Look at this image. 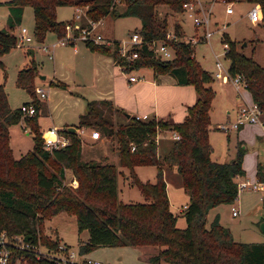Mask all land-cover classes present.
Instances as JSON below:
<instances>
[{"label": "trees", "instance_id": "trees-1", "mask_svg": "<svg viewBox=\"0 0 264 264\" xmlns=\"http://www.w3.org/2000/svg\"><path fill=\"white\" fill-rule=\"evenodd\" d=\"M184 1L0 0V4L4 3L18 13L21 6L31 8L32 34L37 42L46 32H53L56 37L64 34L67 22L56 19L58 6L82 9L80 20L72 24L74 34L89 27V21L110 14L112 17H135L138 27L127 34L137 31L148 41L162 40L168 29L166 16L159 17L156 6L165 5L172 12L180 13ZM243 1L258 6L260 24L264 28V0ZM8 26L10 29L13 22ZM171 27L177 37L181 36L177 20ZM222 38L227 45L224 54L228 59V74L243 78V88L264 113V68L250 56L243 55L226 33H222ZM110 41L111 46L82 42L89 50L109 55L123 72L150 67L153 76L167 74L177 85L191 84L196 93L195 101L186 106L183 118L176 122L128 116L125 124L115 125L110 119L111 112L106 118L99 109L100 105L112 109L110 102L103 100L87 102L85 111L78 116L75 128L91 125V128H99L97 125H101L105 128V131L100 128L104 134L114 136L119 165L128 169L130 181L147 200L141 203L118 201L115 166L103 159L80 161V136L75 131L63 127L68 143L50 150L43 148L38 113L22 115L19 107L10 108L0 84V233L8 238L20 235L24 243L55 250L58 240H40L39 230L43 219L63 211L74 215L78 231L87 232L86 240L78 245V254L95 246L148 245L156 248V252L147 257L152 264H264V241H234L229 230L218 223L217 215L206 225L210 208L235 198L236 178L244 174V169L240 149L227 162L210 159L212 147L208 132L210 103L214 96L210 85L212 74L195 59L192 44L182 40L170 43L173 57L165 60L143 47L137 58L126 62L117 53L118 40ZM16 44V36L10 30L0 28V56ZM36 74V67L31 63L18 70L15 84L30 95L37 111L39 100L35 97L33 83ZM19 122L31 134L32 145L18 158H13L7 129ZM160 132L177 135V138L170 139L162 152L156 142ZM47 162L54 164L53 171L47 170ZM137 165L154 166L155 182L140 181L133 173V167ZM66 169L77 181L75 186L64 183ZM165 169H172L179 175L181 187L187 194L182 210L185 225L181 228L175 226L176 214L168 205ZM255 177L264 181V166L257 164ZM6 246L11 250L8 264H14V259L19 256L25 264H58L43 255L36 257L33 250L16 247L12 240ZM65 248L68 247L65 245Z\"/></svg>", "mask_w": 264, "mask_h": 264}, {"label": "rangeland", "instance_id": "rangeland-1", "mask_svg": "<svg viewBox=\"0 0 264 264\" xmlns=\"http://www.w3.org/2000/svg\"><path fill=\"white\" fill-rule=\"evenodd\" d=\"M198 1L200 2L199 15L201 16L202 13L208 12V23L206 25H194L202 28L200 32L196 31V29L190 33L187 32L190 20L181 12L174 13L165 5L156 6V12L159 17L166 16L168 25L167 31L172 30L171 26L174 20L178 21L182 31L181 34H184L182 35L183 38L191 40L189 43L192 44L193 55L200 66L212 73L215 56H218L225 67L228 66V59L222 47V33L226 32L227 36L235 41L237 49H239L243 55L250 56L264 68V28L260 25V13L257 18H250L248 15L249 9L252 6L258 9L257 5L243 0L233 1V11L228 15L224 14V5L219 3V0ZM73 13L74 9L70 6H59L55 10V16L58 20L68 19ZM183 20L186 21L184 25L186 31L183 30L181 25ZM9 22H13V26L10 29L8 26ZM20 27H24L27 29L28 33H32L33 15L31 8L27 5L21 6L18 13L15 9L8 7L6 4H0V28L10 30L17 38L18 29ZM135 27H138V20L135 17H112L110 14H106L101 17V24L96 25L93 33H98L104 39L114 37L124 40L128 35L127 32ZM205 32H208V35L206 39H202ZM198 34H201V36L198 37ZM56 39L57 38H55L53 34L51 35L47 32L42 42H35L33 37L30 42L13 46L0 56L2 63V65H0V84L3 86L10 108H17L21 103L31 100L30 95L15 84V77L18 70L25 68L23 66L29 63L31 58L38 63L40 73H37L34 77L38 81L36 82V86L43 88L46 93L45 98H39L41 111L38 113L37 120L41 132L46 130L48 126L54 124V126L61 128L64 122L76 125L78 119L77 114L82 112L85 103V101H83L81 104H75L72 102L73 95L70 96L68 91L48 85V80L52 79V76H54V64H62L63 71L66 75L71 72L70 66L72 65L68 62L74 55L80 53L78 47L82 43L80 40L75 41L78 49L75 54L71 52L72 46L70 44L53 48V59L49 60L46 58L41 46L50 45L52 42L56 41ZM29 45L34 46L36 49L33 54L26 52V49L30 48ZM109 46H111V44ZM147 68L150 70L145 69L141 72L133 71L132 74L136 76L143 72L142 75L144 79H148V82L152 83L150 82L152 71L150 67ZM40 75L44 76V79H39L38 76ZM126 75L127 74L124 73L125 77ZM158 75L166 74L160 73L157 74V76ZM88 76L87 80H93V77L91 78V69L88 70ZM134 83L132 82V84ZM78 84L79 87L72 90H89V87L82 83L78 82ZM155 84L157 87H155L156 90L153 88ZM155 84H145L138 92L134 91L132 88L130 92L124 90V92L120 94L122 102L127 101V107L129 108L131 106L130 109L132 111L115 105L114 109L117 108V111H115L117 115V118H115V125L125 124L129 119L125 114L127 113L132 117L135 107L139 105L143 106V104L148 107L145 110L148 118L161 116L168 112L177 114L180 110L182 113L177 119L180 121L183 118L185 114L183 105L192 104L196 98L193 86L191 84L177 86V84H170L165 80H155ZM210 85L214 90V96L211 100L209 110L210 129L208 132V141L212 147L210 158L217 162H227L233 158L234 152L240 149L243 154L242 166L245 173L244 176L239 179L252 180L254 179L253 169L256 157L257 161L259 160L264 164V138L261 131L253 130V127H243V129L246 130H242L241 132L238 130L239 128L228 130L219 127L217 129L215 128V126L219 124L228 125L232 121L234 110L241 103L238 92L247 100L249 99V94L242 87H238L237 92L229 82H222L220 79L214 78L213 76ZM152 89L155 91L153 92ZM155 93V98H153V94ZM99 109L102 110V115L106 118L109 117L110 112L112 113L114 111L103 105H100ZM226 110L229 111L228 114H226ZM250 125L256 124L251 123ZM97 127L105 131V128L101 125H97ZM92 129L97 128L90 127L86 129V132H90ZM171 138V134L166 132H160L156 136V142L160 151L168 147ZM80 142V161H100L103 159L102 161L109 162L115 166L116 196L118 201L124 203H141L147 200L138 187L130 181L128 169L119 165L114 136L105 137V146L101 145L99 142L92 143L90 140L84 138V136H82ZM9 145L13 157L17 158L20 154L31 148V134L27 133L22 122L10 125ZM81 148L84 156L81 154ZM103 154H106V159L103 157ZM45 165L48 171L54 170L55 166L52 162H47ZM133 173L140 181L149 183L155 182L156 176L154 166L137 165L133 167ZM63 181L72 186L77 184V181L71 176L67 169L64 171ZM164 181L166 183L165 189L169 198L170 209L176 214L175 226L181 228L185 225V222L182 212H179L178 208L183 210V205L187 202V194L182 189L180 177L174 170L165 169ZM232 210H236L237 213L231 215ZM214 215L218 216V223L229 230L234 241H264V231L259 229V224L264 223V191L248 188L238 189L235 198L231 202L220 203L207 211L206 225H208V222ZM86 237V230H77V223L74 215L63 211L47 219H43L39 230L40 240L46 238L59 240L68 247L69 251H74L75 253L78 251L79 243L85 241ZM38 249L44 250L45 247L40 245ZM155 252L156 248L148 245L95 246L86 253L79 255L99 257L100 260L107 262L105 264H152L147 261V257ZM63 263L67 264L66 261ZM68 264L73 263L68 262Z\"/></svg>", "mask_w": 264, "mask_h": 264}, {"label": "built area", "instance_id": "built-area-1", "mask_svg": "<svg viewBox=\"0 0 264 264\" xmlns=\"http://www.w3.org/2000/svg\"><path fill=\"white\" fill-rule=\"evenodd\" d=\"M221 4L224 5V12L231 13L232 2L228 0H219ZM258 7V6H257ZM200 2L198 0H186L182 3V14L188 18L193 25L207 24L208 23V12L202 13L199 15ZM81 8L74 7L73 20H79L82 14ZM248 15L250 18H257L259 16V9L255 6H252L249 9ZM101 24V19L96 21H89V27H83L79 30L78 33L74 34L72 30V23L67 22L64 25V34L60 37H57L56 41L52 42L50 45H42L41 49L46 52L48 58H52V50L54 46L57 45H65L70 44L72 47L75 46V41H92L94 43H101L105 45H110L111 41L108 39L102 38L98 33H93L96 25ZM205 35L202 37L206 39L208 32L204 33ZM33 39V34L28 33L27 29L24 27H20L17 33V44L27 43ZM180 40L172 30H168L164 38L162 40H144L142 35L133 31L127 35L126 39L118 40L117 44V53L121 56L126 62L131 61L139 56L140 51L143 47L146 50H150L151 53L162 60L171 59L173 57V50L170 46V43ZM191 42V40L184 41ZM222 47L224 51L227 48L225 42L222 43ZM134 70H129L128 72H124L126 75V81L128 83L137 81L141 79L138 76L132 74ZM212 76L214 78L220 79L222 82H229L238 92V87H242L244 85L243 78L240 75L230 76L227 71V67H225L218 56H215L214 61V69L212 71ZM241 98V103L234 111V116L232 121L228 125L219 124L217 128H223L225 130L228 129H238L240 126L245 124L255 123L263 128V138H264V118L261 117L263 112L259 109L255 102L251 99L244 98L240 92H238ZM35 97L39 100V98H45L46 93L45 90L41 87H34ZM19 112L22 115H34L37 111L35 109L34 104L29 101L27 103H21L19 105ZM148 116L146 114L142 115H134L135 119H146ZM76 133L80 136L85 133L84 127H79L76 129ZM172 138H177L176 133H170ZM88 136L91 139H98L100 137V132L97 129H92L88 132ZM43 138V148L45 149H53L66 145L68 143V137L63 133V127L58 128L54 125L47 127L46 130L42 132ZM132 149V147H131ZM252 189V190H260L264 191V181L257 179L254 177L252 180L248 179H237L236 178V189ZM237 213L236 210L231 211V215H235ZM3 232L0 233V264H8V260L10 257L11 250L6 246L7 242L12 240V244L16 247L24 250H33L35 252L36 257L39 255H43L46 258L53 260L58 264H63V262H70L73 264H104L101 260L80 256L78 253L74 251H69L68 248H65L62 242L58 241L55 250L51 249H38V246L30 245L24 243L22 241V237L20 235L12 236V238L7 239ZM11 244V243H10ZM68 251V252H67ZM14 264H25L24 261L21 260L20 256L14 259Z\"/></svg>", "mask_w": 264, "mask_h": 264}, {"label": "crops", "instance_id": "crops-1", "mask_svg": "<svg viewBox=\"0 0 264 264\" xmlns=\"http://www.w3.org/2000/svg\"><path fill=\"white\" fill-rule=\"evenodd\" d=\"M70 7H72V6H70ZM231 7H232V4H231ZM72 8L74 9V7H72ZM223 12H224V6H223ZM231 13H225L224 12V14H228V15L231 14ZM72 15L73 14L70 15L71 16L70 18H68V19L66 18L63 21L70 22L72 24H74L75 22H78L79 20H73V18H72L73 16ZM185 23H186V21H184V20H183V22H181V25H182L184 31H186L184 29ZM194 29H196V31H199V32L202 31L201 27H196V26H194L192 24L191 21H189V29H188L187 32L190 33L192 31H194ZM46 33H45V35H46ZM49 33L51 35L53 34L55 36V34L53 32H49ZM45 35H44V37H45ZM182 35H184V34H181V36H179V39L182 40V41H188V39L183 38ZM200 36H201V34H198V37H200ZM44 37H43V39H44ZM55 38H57V37L55 36ZM43 39L41 41H39V42H37V41H35V42L40 43V42L43 41ZM107 39H109V40H120L119 38H114V37L113 38H107ZM57 46L60 47L62 45H57ZM57 46H54L53 48H55V47L57 48ZM71 48H72L71 52H73L74 54H75V52H77L78 49H80V53L78 55H74V57H72L71 60L68 62V63H70V65H72V66H70L71 72L68 75H66L65 72L63 71V65L62 64H58V65L54 64V76H52V79L48 80V85L49 86H53V87H57V88H61L62 90L68 91L70 93V96L73 95L72 96V98H73L72 102H74L75 104H81V102L85 101V103L83 105V110H82V112L77 114V117L80 114H82L83 111H85L87 102H89V101L98 102V101H101V100L109 101L110 104H111L112 109L114 110L110 114V119L115 124V118H117V115L115 114V111H117V108L114 109L115 105H119V107H121L123 109H126V110H131L130 109L131 106L129 108L127 107V101L122 102V98H121L120 94L122 92H124V90H128L130 92L131 89L133 88L134 91L138 92V90L142 89L145 86V84H148V85L155 84V80H159V81L165 80V81H167L170 84L176 85L173 82V79L167 74L166 75H158V76L157 75L153 76V74H151L152 77L150 79V82H152V83H149L148 79H144V77L142 75L143 72L140 73L139 75H136V76L141 78V79H139L137 81H134L136 83H134V82H133L134 84H132V82L128 83L126 81V77L124 76V72L121 70V68L117 64H115V62L113 61V59L109 55L102 54V53H99L97 51L89 50L84 45L83 42L78 47V49H77V45L76 44H75L74 47H71ZM29 50L30 51L28 53H32V54H33L34 51H36L34 46H30ZM60 51H62V50H60ZM44 54H45L47 59H49V60L53 59V55H52V58L50 59V58L47 57L46 52H44ZM57 57H58V51H57ZM56 61H57V59H56ZM31 63H33L35 65L37 73H40L39 72L40 69H38L39 68L38 63H36L32 58L29 60V63H26L23 67H27ZM89 69L92 70L91 78L93 77L92 78L93 80H87V78L89 77L88 76V70ZM145 69H149V68L144 67V68H139V69L134 70V71L141 72V71H144ZM213 69H214V64H213ZM39 79H44V76H43V78H39ZM124 80H125V83H124ZM36 82H38V81L34 78V81H33L34 86L37 85ZM78 82H80L83 85L89 87V90H87V91H83V89L82 90H72V89H76V88L79 87ZM141 83H143V84H141ZM177 86H179V85H177ZM155 87H156V84L153 86V88H155ZM156 88H155V90H156ZM152 90H153V92L155 91L154 89H152ZM155 95H156V93L153 94V98H155ZM249 99H250V96H249ZM186 106L187 105H185V104L183 105L184 110H183V108H182V110L184 112H185ZM147 108L148 107L146 105H144V104H143V106H140V105L136 106L135 109H134L133 116L134 115L146 114L145 110ZM39 111H41V103L40 102H39V105H38L37 113H39ZM181 113H182V111L180 110L179 113H177V114H174V112H168L167 114L165 113L164 115L155 116V117L160 118V119H164V120H167V121L171 120V122H173V121H179V119H177V118H179L181 116ZM228 113H229V111L226 110V114H228ZM128 116H129V114H127L126 117H128ZM261 117L264 118V113L261 115ZM37 118H38V116H37ZM173 119H176V120H173ZM209 120H210V116H209ZM37 123H38V120H37ZM69 126H73L74 127V125L72 123L68 124V123H65V122L63 123V125L61 127H66L67 128ZM91 126H85L84 127L85 133L80 135L81 138H82V136H84V138L90 140L92 143L99 142L101 145L105 146V137L107 135L104 134V132L100 128H97L99 130V132H100V137L98 139H91L88 136V131L86 132V129L90 128ZM48 127H50V126H48ZM243 127H245V128L253 127V130H260L261 133L263 132V128L261 126H259L258 124H256V125H250V124L246 125L245 124V125L240 126L238 130L240 132L242 130H246V129H243ZM76 129L77 128L74 127V131L75 132H76ZM7 130H8V143H9V139H10V125L8 126ZM166 133H169V132H166ZM81 138H80V141H81ZM9 147H10V145H9ZM80 147H81V142H80ZM10 149H11V147H10ZM11 152H12V150H11ZM236 153H237V150L234 152V155ZM81 154L84 156L82 148H81ZM103 155H104L103 157L106 159L107 158L106 154H103ZM79 156H80V151H79ZM13 158H17V157H13ZM242 161H243V154H242ZM241 164H242V162H241ZM257 164L261 165V166H264V164L262 162H260L259 160L257 161V157H256L255 164H254V169H253L254 177H255V170H256ZM242 168H243V166H242ZM244 173H245V171H244ZM243 176H244V174L242 176H238L237 179H239L240 177H243ZM167 201H168V205L170 207V202H169L168 196H167ZM184 205H183V207H184ZM178 211L182 212L181 208H178ZM84 240H85V238H84ZM84 257H89V256H84ZM90 258H94V259L100 260V258L96 257V256H93V257H90ZM101 261L104 264L107 263V262H104L103 260H101Z\"/></svg>", "mask_w": 264, "mask_h": 264}, {"label": "water", "instance_id": "water-1", "mask_svg": "<svg viewBox=\"0 0 264 264\" xmlns=\"http://www.w3.org/2000/svg\"><path fill=\"white\" fill-rule=\"evenodd\" d=\"M39 78H43V76L40 75ZM125 115L127 116V114H125ZM66 129H67L68 131H74V127H73V126H69V127H67ZM259 229H260L261 231H264V223H260V224H259Z\"/></svg>", "mask_w": 264, "mask_h": 264}]
</instances>
